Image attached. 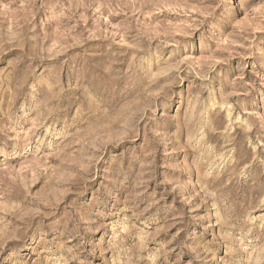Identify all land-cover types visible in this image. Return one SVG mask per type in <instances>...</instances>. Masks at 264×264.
<instances>
[{"label":"rangeland","instance_id":"1","mask_svg":"<svg viewBox=\"0 0 264 264\" xmlns=\"http://www.w3.org/2000/svg\"><path fill=\"white\" fill-rule=\"evenodd\" d=\"M0 264H264V0H0Z\"/></svg>","mask_w":264,"mask_h":264}]
</instances>
